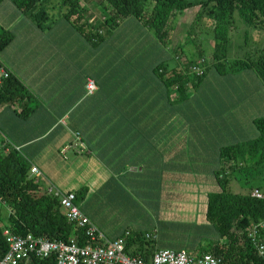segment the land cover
I'll return each mask as SVG.
<instances>
[{
	"label": "crops",
	"instance_id": "crops-1",
	"mask_svg": "<svg viewBox=\"0 0 264 264\" xmlns=\"http://www.w3.org/2000/svg\"><path fill=\"white\" fill-rule=\"evenodd\" d=\"M89 18L97 26L104 22ZM124 22L111 31L104 27L103 42L94 45L61 18L41 28L12 2L0 4V26L14 34L0 65L32 96L0 106V144L18 149L40 170L44 189L80 193L78 206L108 240L126 231L155 233L157 249L198 257L218 241L205 242L217 232L206 208L199 216L202 209L194 205L203 196L198 183L206 181L199 166L215 176L222 147L258 137L254 122L264 117V83L250 68L209 76L215 68L206 61L209 86L191 88L194 95L172 103L177 86L169 88L155 69H170L165 59L173 57L186 65L179 51L191 47L176 48L172 32L168 45L161 44L137 19L133 27L151 43L129 45L128 38L138 35L124 33ZM202 41L204 53L212 49L213 42ZM89 80L97 87L93 94ZM214 81L223 92L214 91ZM199 112L204 119L194 120ZM76 133L83 151L75 146Z\"/></svg>",
	"mask_w": 264,
	"mask_h": 264
},
{
	"label": "trees",
	"instance_id": "trees-1",
	"mask_svg": "<svg viewBox=\"0 0 264 264\" xmlns=\"http://www.w3.org/2000/svg\"><path fill=\"white\" fill-rule=\"evenodd\" d=\"M5 1L12 2L41 28H47L52 23H49L51 16L45 7L58 5L61 8L60 18L94 45L103 42L101 30L104 27L111 31L130 18L143 21L153 30L161 44L168 45L173 17L192 10V23L179 44L181 49L191 46L196 48V54L184 64L187 71L183 74L178 67L173 69L172 75L165 77L160 67L162 65L155 69V73L163 78L169 88L177 86L178 100L185 98V87L189 83L193 87L197 86L207 75L202 41L205 31L213 34V40L210 35H207V39L213 42L212 47L210 44L213 49V67L219 73L242 72L250 68L257 72L264 83V54L254 61L229 60L232 29L241 23L248 28L264 29V0H101L105 15L104 22L98 26L90 22L89 8L82 0H0V4ZM52 21L55 22V19ZM199 23H203L202 30L195 32L194 28ZM13 39L14 34L0 26V52ZM200 61H203V76L189 75V68L200 64ZM177 70L180 73H175ZM25 99H32L30 92L12 75L0 89V106ZM254 123L258 137L220 151L224 167L215 176L221 190L208 196L206 219L216 230L218 241L209 244L200 256H221L224 259L222 264H264V257L250 236L251 230L258 228L256 243L264 244V197L258 199L252 193H228L224 176L226 169L235 170L250 159L264 160V117L256 119ZM31 166V162L19 150L8 144L4 148L0 144V204L7 211L6 215L0 213V256L8 251L4 236L6 230L21 237L32 235L60 241L77 238L80 245H86L82 229L67 219L59 200L49 194L50 186L44 189L43 178L31 175ZM75 194L78 203V198L83 196ZM156 249L155 241L147 239L143 233H133L126 245L127 254L139 256L147 263H150Z\"/></svg>",
	"mask_w": 264,
	"mask_h": 264
},
{
	"label": "built area",
	"instance_id": "built-area-1",
	"mask_svg": "<svg viewBox=\"0 0 264 264\" xmlns=\"http://www.w3.org/2000/svg\"><path fill=\"white\" fill-rule=\"evenodd\" d=\"M203 61L199 63L202 64ZM197 76L204 74V68L199 65L191 67ZM12 76L6 68L0 67V89L4 82ZM97 90L94 81L89 80L87 91L93 94ZM75 146L80 151L85 149L81 142L79 133L74 135ZM7 144L2 143L5 148ZM6 150V149H5ZM18 150V149H17ZM31 175L42 177L40 170L31 166ZM49 194L55 196L67 219L82 229L83 236L87 241L86 245H80L77 238L70 241L52 240L48 237L36 238L32 235L21 237L11 234L8 230L4 236L8 244V251L0 256V264H222L223 257L213 254H204L198 257L192 256L186 250L174 251L170 249H156L150 263L143 258L126 253L128 239L133 235L131 231H126L117 240H108L92 223V221L81 211L77 203L75 192H64L52 185L48 190ZM252 196L262 199L264 196L259 190H254ZM263 227V226H260ZM259 229L254 228L250 232L260 254L264 257V244L257 245L256 236ZM146 238L157 240L155 233H147Z\"/></svg>",
	"mask_w": 264,
	"mask_h": 264
},
{
	"label": "rangeland",
	"instance_id": "rangeland-1",
	"mask_svg": "<svg viewBox=\"0 0 264 264\" xmlns=\"http://www.w3.org/2000/svg\"><path fill=\"white\" fill-rule=\"evenodd\" d=\"M89 8V17L91 18H95L97 21L98 20H102L105 13H104V9L103 6L101 5V0H82ZM86 1V2H85ZM53 6L45 7L46 11L50 14V19H49V23L53 22L52 19H55V21H57L58 19H60L61 17V8L54 7ZM193 11H187L184 14L179 13L177 14L172 20H171V32H172V44H174V46L177 48L178 45L180 44V42L182 41V39L184 38V35L186 34V31L189 30L190 25L192 23L193 20ZM96 24H99L100 21L97 22ZM202 25L203 23H199L197 24V27L194 28L195 32L201 31L202 30ZM135 26V19L134 18H130L127 21H125L122 24V30H136L135 32H137L138 36H132L130 38H128V44L129 45H137V44H150L151 43V39L147 34H144L143 36H140L142 34L140 27H133ZM196 26V25H195ZM124 28V29H123ZM122 31V32H123ZM125 33V31H124ZM152 35L154 36V34L152 33ZM207 35L211 36V39L213 40V34L209 31H205L202 35V39L205 40V42L207 43L206 39H207ZM149 37V38H148ZM230 37H231V45L229 47V60L231 62L233 61H239V60H250V61H254L256 59H258V57L262 54H264V29H260V28H248L245 25L238 24L237 27H235L234 29L231 30L230 32ZM210 40V38L208 39ZM159 43V42H158ZM210 46V44H206L205 45V49H207ZM191 46V48L188 49V52L183 51L181 52V50L179 51L180 54H182V60L183 62H187L190 59L193 58V55L191 53H189V51L192 53L195 51V48ZM168 51V50H167ZM212 51L213 49H208L205 51V56H206V60L209 63V66L211 65V63L213 62L212 59ZM195 54V53H193ZM165 60L167 63H169L170 65V69L167 68L166 64L165 66H160L163 68L164 73H165V77H168L170 75H172L173 71V67H180L179 69L182 71L183 74H185L186 67L184 65H181V61H178L177 59H175V57H173L172 59L167 58ZM187 60V61H186ZM160 61V60H158ZM163 61V60H161ZM199 67H204L201 64H198ZM180 70H177L175 73H180ZM209 76H213V74L215 72H218L215 69H209ZM189 75H197L195 71L192 70V68L190 67L189 70ZM213 77H210V80H212ZM205 79V80H204ZM204 82L201 85H197V86H192V84H188L185 89H186V97H189L190 94L192 93H188L189 89H195L196 91H198V87L199 90H201L202 88L205 89L207 86H209L206 82L208 81V77L204 76L203 78ZM211 87L214 89L215 92H223V85L221 83H217L216 81H214L211 85ZM178 91V88H177ZM193 91V90H192ZM213 92L211 88L208 89V92ZM178 93V95L176 96V94ZM175 94H170V100L172 101V103H180L182 101H184V99L182 98L181 100H177V98L179 97V92H177ZM194 95V94H192ZM176 96V98H174ZM203 118V113L201 114V112L198 113V118H195L194 120H199ZM225 148L222 147L220 149V151ZM221 159V156H220ZM222 161H224L223 159H221ZM258 158L255 159H250L247 164H244L242 166H240L239 168L235 169V170H230V169H226V174L225 179H226V185H225V190L228 193L231 194H240V195H248L251 194L252 191H254L255 189H258L261 194L264 195V160L262 161H258ZM125 169L128 170V172L131 171V166L130 164L128 165H124ZM209 166H199L200 168V177L205 178L206 181H204V183H198V184H204L203 188L197 189V192L203 196H201V200H199L198 198L194 199V205L196 206V208L198 209H202V212H200V215H203V213L205 211L206 208V212H207V203H208V194L209 193H213V192H218L219 190H221V187L219 186L217 180H216V176L209 174L207 172V168ZM224 167V166H222ZM218 171H220V167L217 168ZM178 181L175 180L174 183ZM180 182V181H179ZM193 184V183H191ZM204 197V198H203ZM0 213L1 214H7L6 209L4 208L3 205L0 204ZM198 215V214H197ZM206 241H208V243H212V242H216L218 240V236L216 233H210L208 236L205 237ZM204 242V243H205ZM155 244H158V240H155Z\"/></svg>",
	"mask_w": 264,
	"mask_h": 264
}]
</instances>
